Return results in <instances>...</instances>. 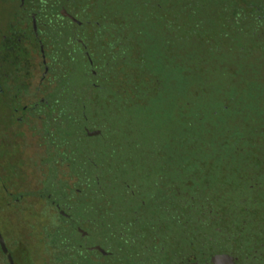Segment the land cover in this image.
Masks as SVG:
<instances>
[{
  "label": "trees",
  "instance_id": "obj_1",
  "mask_svg": "<svg viewBox=\"0 0 264 264\" xmlns=\"http://www.w3.org/2000/svg\"><path fill=\"white\" fill-rule=\"evenodd\" d=\"M7 5L0 71L28 70L40 44L49 58L19 123L42 147L38 197L69 207L72 238L77 216L101 214L90 230L138 252L264 264V0H0V20ZM29 79L2 75L0 102ZM18 167L0 195L19 201Z\"/></svg>",
  "mask_w": 264,
  "mask_h": 264
},
{
  "label": "flooded vegetation",
  "instance_id": "obj_2",
  "mask_svg": "<svg viewBox=\"0 0 264 264\" xmlns=\"http://www.w3.org/2000/svg\"><path fill=\"white\" fill-rule=\"evenodd\" d=\"M29 16L31 18L32 32L39 43L41 41L39 39L41 35L38 34L40 30L38 21L34 13H31ZM32 16H34L36 21L37 34L34 32L32 26ZM0 30H4V28H0ZM40 46H42L43 48V55L40 49V61H38L36 58L38 57V55H35L31 52L32 49L30 47L28 48V50L30 51L28 55L30 61V63L28 64V70L25 69V71H18L16 69H13L2 72L0 71V77L3 75V77L6 78L19 76H27L31 78L36 76L37 73L39 74L40 78L44 77L50 69V64L49 58H47L44 54L43 45L40 44ZM24 66L22 67L24 68ZM8 81L10 80L7 79L6 82L8 83ZM27 86L28 87L25 93H31L30 85ZM38 86L34 88L33 95L38 93L41 94ZM10 87V91L13 92L11 94H14L15 97H19L21 93H24L23 89L20 90L19 88H14L11 85ZM10 99L13 98L7 97V100ZM22 100L23 96L21 97V100L18 98L17 101L0 102V108L6 110L3 112H5L6 115L8 113H10V115H13L11 119H8V122L10 124H7L8 122L6 119L5 128L7 132H13V139L20 146L18 150L21 148V141L19 140V137L21 136L20 132L22 131V125H20L19 120L22 119V115L25 110L37 106V104L42 101V97H38L37 101H34L32 103H25ZM14 119L15 121H13ZM7 132L3 131L2 135H0L1 145H13L8 139H5V133ZM14 152L18 155L19 153H21L20 150ZM12 194L13 193L10 192V195ZM12 200L18 201V198H14ZM45 200L49 201L51 206L54 207L53 210H55V213L52 211V213H54V215L52 216L54 218L53 222L49 225L47 224L46 229L39 233L38 243L41 245V247H33L30 250L23 244L26 241L12 239L9 242L6 237L0 233L7 249V251L4 252L0 246V253L3 258V264H10L9 255L12 258L13 264H73L74 257L72 255V251L74 247L80 252L83 251V253L85 251H88L86 258L83 257L80 260V263L83 261L85 264H209L211 261V255H206L205 253L198 255L193 253H181L180 255H178L177 253L172 252V254L164 255L159 253L152 254L150 252H145V248H143L144 252H138V247L136 246L137 240L133 237L125 236L122 233L114 234V232L113 234H106L102 239L100 238V240L98 241L88 242L87 239L91 235L90 228L92 225L90 223V220L95 218L101 219L107 217L101 214H95L91 216H77L81 223L75 225L76 230L79 233V238H76L74 240L70 232H68L69 228L72 226V218L70 217L69 212H67L69 211V207H64V205H62L60 202H56V200L50 199L49 196ZM117 217L123 218L127 216L120 215ZM94 232L101 233L99 231ZM113 239L119 240L118 244H115ZM34 243H36V240L34 241ZM123 245L130 246V248L128 250H123ZM16 246L18 253H16L15 256L13 249L16 248ZM234 262L237 263L235 258Z\"/></svg>",
  "mask_w": 264,
  "mask_h": 264
},
{
  "label": "rangeland",
  "instance_id": "obj_3",
  "mask_svg": "<svg viewBox=\"0 0 264 264\" xmlns=\"http://www.w3.org/2000/svg\"><path fill=\"white\" fill-rule=\"evenodd\" d=\"M12 9L7 5L3 10L4 14L0 21L1 26L4 28L6 27L7 22H5V20H9L12 15ZM36 58L40 61L39 57ZM76 73L78 74V68H76ZM39 78V74L37 73L36 76L29 79L31 93H27V95L23 97V102L32 103L37 101L38 97H42L39 93L33 95L34 88L39 84ZM3 111L6 110L0 108V135H2L3 131L7 132L5 121L7 119L8 122V119L10 118V113L6 115ZM11 116L13 117V115ZM7 124L10 123L8 122ZM21 130V136L19 137V140L21 141V148L19 150L21 153H19V155H13L15 157L14 161L8 162L6 160L8 155L13 154L14 151H19L18 148L20 146L13 139V132L9 131L5 133V139H8L13 145L0 144V157L2 158V160L0 159V174L7 176L9 169L18 167V156L23 159V162L18 167L19 172L17 173V176L11 177V180L16 181L15 184H12L17 189L16 193H23V197H21L19 201H13V197H6L4 194L0 195V233L5 236L9 242L12 239L26 241L23 244L31 250L33 247H41L38 243L39 233L46 229L47 224L49 225L53 222L54 218L52 216L54 215L55 210H53L54 207L51 206L50 202L45 200L46 198L38 197V190L42 186V180L46 175L45 168L43 169L44 163L41 161L42 147L38 143L37 136L31 128L23 124ZM88 141L89 140H83L81 145L88 146ZM63 169L61 171H65V168ZM60 175L61 173L59 176ZM52 211L54 213H52ZM90 232L91 235L87 239L88 242L98 241L107 234V232L98 233L93 230ZM35 240L36 243H34ZM113 241L115 244H118L119 242L117 239H113ZM129 248L130 246L123 245V250H128ZM13 252L16 256V253H18L17 246L13 249ZM1 263L3 264V258L0 253V264Z\"/></svg>",
  "mask_w": 264,
  "mask_h": 264
},
{
  "label": "water",
  "instance_id": "obj_4",
  "mask_svg": "<svg viewBox=\"0 0 264 264\" xmlns=\"http://www.w3.org/2000/svg\"><path fill=\"white\" fill-rule=\"evenodd\" d=\"M23 1L24 0H20V4L21 5L23 4ZM60 14L62 16H64V17L70 18L73 22H76L78 24L80 23L75 17L70 15L64 8L60 9ZM32 26H33L34 32L36 33L37 32V26H36V21H35L34 16H32ZM40 49H41V52H42V55H43L42 46L40 47ZM86 55H88V54L86 53ZM99 133H100V131L97 130V129H94V130L86 129V134L89 135V136L97 135ZM61 212H63V211H61ZM0 246H1V248H2V250L4 252L7 251L6 246L4 244V241H3V238H2L1 235H0ZM9 260H10V264H13V261H12V258L10 257V255H9ZM210 260L211 261H210L209 264H237V263L234 262L233 256H231V255H229L227 253H215V254H212Z\"/></svg>",
  "mask_w": 264,
  "mask_h": 264
}]
</instances>
